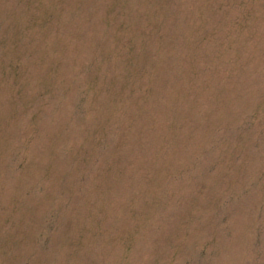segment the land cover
Returning a JSON list of instances; mask_svg holds the SVG:
<instances>
[{
  "label": "rangeland",
  "instance_id": "obj_1",
  "mask_svg": "<svg viewBox=\"0 0 264 264\" xmlns=\"http://www.w3.org/2000/svg\"><path fill=\"white\" fill-rule=\"evenodd\" d=\"M0 264H264V0H0Z\"/></svg>",
  "mask_w": 264,
  "mask_h": 264
}]
</instances>
